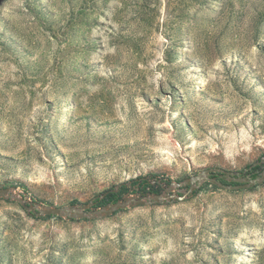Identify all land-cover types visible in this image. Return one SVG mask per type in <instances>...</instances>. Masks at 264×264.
I'll return each instance as SVG.
<instances>
[{"label":"rangeland","instance_id":"obj_1","mask_svg":"<svg viewBox=\"0 0 264 264\" xmlns=\"http://www.w3.org/2000/svg\"><path fill=\"white\" fill-rule=\"evenodd\" d=\"M261 161L264 0H0V189L56 208L183 197ZM0 264H264V184L100 219L0 198Z\"/></svg>","mask_w":264,"mask_h":264},{"label":"water","instance_id":"obj_2","mask_svg":"<svg viewBox=\"0 0 264 264\" xmlns=\"http://www.w3.org/2000/svg\"><path fill=\"white\" fill-rule=\"evenodd\" d=\"M261 163L262 161L254 164L242 173L229 172L220 168L205 170L196 177L189 178L183 183V185L190 186L189 190L183 197L169 195L167 198H165L163 195L159 194H153L150 197H143L141 199L137 197H130L126 198L124 201H118L115 204H108L107 207L99 210H92L93 202L84 207H76L71 205L63 208H56L37 203L27 205L22 199L11 195V192L7 189H0V198H9L18 201L29 214L37 218L58 216L70 219H100L109 217L115 212L128 207L167 204L170 202V200L183 201L194 192L200 190V188L206 183L213 184L227 191H238L254 188L258 185L264 184V170L259 176L254 177L252 174V170ZM172 188L173 186L170 187L169 191H171Z\"/></svg>","mask_w":264,"mask_h":264},{"label":"trees","instance_id":"obj_3","mask_svg":"<svg viewBox=\"0 0 264 264\" xmlns=\"http://www.w3.org/2000/svg\"><path fill=\"white\" fill-rule=\"evenodd\" d=\"M255 168H257V167H255ZM223 183L226 184L225 182H223ZM144 185H150V183L146 182L145 184H140V188H143V191H145V189H146V186H144ZM210 185H212V184H210ZM215 188H218V187L215 186ZM152 194H159L158 189H155L154 187H152ZM120 198H121V195L119 193H116L115 191H107L106 193H104L102 195V197H98L93 201V207L98 208V207H101L102 204H106V205L115 204L120 200Z\"/></svg>","mask_w":264,"mask_h":264},{"label":"flooded vegetation","instance_id":"obj_4","mask_svg":"<svg viewBox=\"0 0 264 264\" xmlns=\"http://www.w3.org/2000/svg\"><path fill=\"white\" fill-rule=\"evenodd\" d=\"M256 172H254V170H252V174H253V176L254 177H256V174H255Z\"/></svg>","mask_w":264,"mask_h":264}]
</instances>
